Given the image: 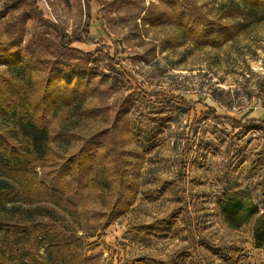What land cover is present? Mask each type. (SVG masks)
<instances>
[{"label":"rangeland","instance_id":"obj_1","mask_svg":"<svg viewBox=\"0 0 264 264\" xmlns=\"http://www.w3.org/2000/svg\"><path fill=\"white\" fill-rule=\"evenodd\" d=\"M182 1L0 0V50L20 53L19 62L5 59L20 73L16 86L26 92L37 73L51 70L90 81L88 110L48 123L53 159L91 137L101 165L122 151L138 161L139 189L128 212L104 232L78 234L99 264H264L253 225L232 230L216 207L235 194L264 217V126L249 122L264 120V21L235 14L220 22L225 0H197L210 31L200 45L178 24ZM221 23L234 29L227 41L215 33ZM63 35L81 41L66 48ZM28 46L43 61L31 58L36 74L23 68ZM3 63L0 85L9 76ZM106 128L114 139L100 135ZM94 195L90 211L98 218Z\"/></svg>","mask_w":264,"mask_h":264},{"label":"trees","instance_id":"obj_2","mask_svg":"<svg viewBox=\"0 0 264 264\" xmlns=\"http://www.w3.org/2000/svg\"><path fill=\"white\" fill-rule=\"evenodd\" d=\"M8 1L13 6L19 0ZM184 6L189 7L190 14H200L202 18L194 20L195 17L184 15ZM178 8V24L192 40L205 45L210 34L206 28L208 19L203 17L197 0H183ZM235 14L264 21V0H225L219 21L232 19ZM219 28L215 33L224 38L222 41L234 35V29L223 23ZM67 38L62 36L66 48L81 41L78 37ZM22 39L20 30L12 41L15 49ZM222 41L216 46H221ZM24 54L28 64L23 68L36 74V63L40 66L43 61L38 59L35 47L28 46ZM19 55L0 50V64L5 62L9 74L0 85V264H99V257H87L85 242L78 234L104 232L128 212L139 189L138 161L131 158L130 152L122 151L119 158L105 155V164L101 165L95 159L91 137L80 146L72 147L70 143L69 153L54 160L56 139L52 138L48 123L63 113L73 111L77 115L87 111L91 93L86 88L90 81L80 76L68 81L59 70H51L44 76L37 73L38 83L33 78L26 85V92L22 91L13 83V77H20V73L6 62H19ZM34 94L38 101H34ZM98 105L104 108V100H99ZM121 119L122 113H118L115 125ZM227 121L235 128L243 126L233 119ZM3 122L13 128H4ZM249 122L264 126V120ZM102 132L100 135L114 139L107 128ZM37 167L43 169L42 175ZM94 193L95 203L101 204L98 218L90 211ZM216 205L220 219L230 229L238 231L253 225V247L264 256V217L259 216L257 208L235 194L224 195Z\"/></svg>","mask_w":264,"mask_h":264}]
</instances>
